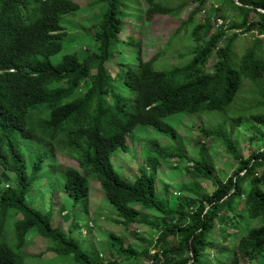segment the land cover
<instances>
[{"label": "trees", "instance_id": "16d2710c", "mask_svg": "<svg viewBox=\"0 0 264 264\" xmlns=\"http://www.w3.org/2000/svg\"><path fill=\"white\" fill-rule=\"evenodd\" d=\"M164 1L94 0L82 7L78 0H0V170L8 175L0 176V264H26L33 235L48 241L44 252L63 264H264V148L244 156L232 136L245 118L264 132V0H221L210 12L208 0ZM85 11L98 14L88 20L79 54L75 47L83 45L66 26ZM155 18L176 22L172 36L183 33V46L198 45L185 65L155 69L167 41L152 35ZM217 19L232 24L212 32ZM125 28L128 35L120 38ZM144 29L156 51L148 60ZM247 82L249 99L231 116L230 131L225 119L213 130L201 129L233 161L229 176H219L205 142L193 157L172 144L146 142L156 161L183 162L192 180L180 190L193 198L171 208L146 169L133 181L115 170L113 152L127 150L136 129L150 128L175 141L176 122L228 114ZM57 151L77 168H62ZM45 177H55L74 207L87 202L94 180L121 227L144 223L158 236L153 242L137 238L144 244L140 251L123 247L114 236L120 245L105 262L73 235L77 220L63 230L53 225L51 209L42 212L27 202ZM201 182L212 191H202ZM150 210L161 215L164 227L139 217ZM44 252L36 259L45 260Z\"/></svg>", "mask_w": 264, "mask_h": 264}, {"label": "rangeland", "instance_id": "374dc122", "mask_svg": "<svg viewBox=\"0 0 264 264\" xmlns=\"http://www.w3.org/2000/svg\"><path fill=\"white\" fill-rule=\"evenodd\" d=\"M80 6L84 7L90 1L94 0H78ZM173 3H181L182 1L188 0H170ZM221 0H208L209 4L214 7L206 8V12L213 11L215 7H218ZM165 0L164 3H167ZM192 4L189 10L193 9ZM95 11V9H94ZM98 14V11L93 13L80 12L76 16L72 17L66 26V32L68 35L76 39V43L82 44L83 46L75 47V51L81 54L84 50L85 44L80 41L84 39V35L90 31L92 23L88 20L92 18L93 15ZM186 15V14H185ZM205 15L201 12L196 18L197 20H202ZM158 25L155 27L153 34L154 36L163 34L166 40L163 46V57L157 59L154 63L155 69L165 70L172 68L174 66L185 65L192 57L191 50H194L198 45L192 43L191 45L182 44L181 40H184L185 35L180 33L179 35L172 36L173 31L178 27L176 22L171 19L155 18ZM218 21L217 19L214 24V29L218 30L216 27ZM232 24V21L225 20L222 21L221 27L225 29ZM126 27H129V22L126 23ZM144 41L142 42V52L145 60L150 59L155 54V48L149 46L150 41L146 38L148 33L143 30ZM128 31L125 28L124 31L119 35L120 38L126 37ZM80 39V40H79ZM126 48V47H125ZM128 51V48L125 50ZM128 56V53H127ZM261 85L264 87V78L261 80ZM251 87L249 82H247L242 93L239 95L238 100L235 105L232 106L228 114L213 115H192L186 116L181 121L176 122L177 132L179 134L178 139L175 141L171 140L168 136L158 133L157 131L150 128L136 129L127 140L128 149L121 150L118 149L112 154V163L115 170L128 181H133L140 170H147L148 173L154 175L156 180V188L158 190V197L167 201L171 208L179 207V202L181 198L190 199L193 198V194L182 192L180 187L192 185V180L184 173L183 162L175 163L172 160L156 161L145 148V143L155 139L162 145L172 144L180 147L184 150L189 157H193L196 152H198L200 145L205 142L207 148L209 149V157L214 162L217 168L219 176H229L233 169V161L226 155L223 146L212 140H205L201 135L202 127H207L213 130L217 124H220L224 119L227 120L228 130L229 120L232 115L237 114L242 104L249 99ZM232 136L236 140L240 150L244 156H248L254 150H262L264 148V132L256 125H253L252 121L245 118L242 126L233 128ZM56 158H58L59 163L63 167L77 168V162L67 156L64 152L55 153ZM154 164V168L152 165ZM176 164V166H174ZM45 175V174H44ZM0 176L7 177L3 175L0 170ZM11 179V178H9ZM55 177L47 181L46 177L42 182L35 185L32 193L29 195L27 202L30 203L34 208L42 212H47L50 209L53 211V225L61 226L63 230H67L69 223L72 218L79 222V230H74L73 235L78 238L81 245L92 251L96 249L100 254L101 258L106 262L111 259V253L114 252L115 247H119L118 238L123 240V247H128L133 250L140 251L143 248L142 243H140L137 238H142L148 242H153L158 233L155 227L148 226V224L136 223L129 226L128 229H124L119 225L116 217L115 208L108 203L103 193L99 190L98 184L93 180H90V194L89 198L82 199L78 206L74 207L71 200L67 199L64 192L60 191V188L55 183ZM199 188L202 191L211 192L212 188L207 182H201ZM86 202V203H85ZM85 205L87 206L88 212H85ZM189 210V209H187ZM141 219L148 220L152 224H158L159 227H164L166 223L162 222L161 215L154 211L142 212L139 216ZM91 224V225H89ZM31 238V242L28 244L25 254H27L26 264H63L54 257L52 254L44 252L50 243L40 237ZM117 237V240L114 238ZM84 238L88 239L85 240ZM149 250H153V246H150ZM41 252L46 253L43 257L45 260L36 259L35 255ZM210 253V258H212V253ZM47 261V263L45 262ZM44 262V263H43ZM149 262L144 260L141 264H148Z\"/></svg>", "mask_w": 264, "mask_h": 264}, {"label": "built area", "instance_id": "2783aa9c", "mask_svg": "<svg viewBox=\"0 0 264 264\" xmlns=\"http://www.w3.org/2000/svg\"><path fill=\"white\" fill-rule=\"evenodd\" d=\"M222 21H218L216 27H219L221 25Z\"/></svg>", "mask_w": 264, "mask_h": 264}, {"label": "clouds", "instance_id": "9594fccd", "mask_svg": "<svg viewBox=\"0 0 264 264\" xmlns=\"http://www.w3.org/2000/svg\"><path fill=\"white\" fill-rule=\"evenodd\" d=\"M175 166V165H174ZM89 225H91V224H89Z\"/></svg>", "mask_w": 264, "mask_h": 264}, {"label": "water", "instance_id": "95a60500", "mask_svg": "<svg viewBox=\"0 0 264 264\" xmlns=\"http://www.w3.org/2000/svg\"><path fill=\"white\" fill-rule=\"evenodd\" d=\"M263 12V11H262Z\"/></svg>", "mask_w": 264, "mask_h": 264}]
</instances>
